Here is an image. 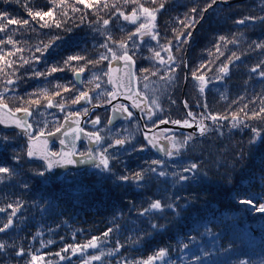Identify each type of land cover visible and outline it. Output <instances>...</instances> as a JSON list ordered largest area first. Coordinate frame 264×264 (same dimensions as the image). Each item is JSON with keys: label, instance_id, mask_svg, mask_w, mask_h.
<instances>
[{"label": "rangeland", "instance_id": "374dc122", "mask_svg": "<svg viewBox=\"0 0 264 264\" xmlns=\"http://www.w3.org/2000/svg\"><path fill=\"white\" fill-rule=\"evenodd\" d=\"M128 1L129 0H127V2ZM165 1L169 2L168 4L173 7L177 3L174 0ZM179 1L180 4L185 5V9L190 11L192 5L195 4L197 7L195 18L198 23L194 25V28L201 27L204 22L203 17L201 19V13L199 14L197 12L205 7L206 0ZM86 2L91 5V7L86 8L84 3H81L80 0H8L7 3H5L4 0H0V14L7 13L9 18L21 22L17 24H8L7 19H5L3 15H0V29H2V31H0V91L7 85L9 86L8 89H10L13 94L12 102L8 104L13 111L18 110L15 108L21 107L19 109L29 113L30 107H39L44 104H48L49 106V101H51V104L54 101H59L58 98L62 95V102L65 109L59 114V121H61L66 115L69 116L72 113L79 114V117L85 115V109H88L89 105L96 102L94 99L90 100L89 93L91 94L94 90L92 91L93 88H91L92 80H90V77L86 74L87 70L83 73H79V69H76V64L79 60L69 61L68 64L65 65L68 56L78 54L69 53L63 58L61 63L58 60H54L58 59L60 56L56 50L52 49L53 52H51V50L49 54H44L42 57L44 49L39 48L35 51L30 40H26L25 38L28 35V31L35 33L34 35L37 37V40H39L42 33L48 29L55 30V35L65 33L64 23L66 21L80 20L82 17L86 18L88 13H86L85 10H92L96 13L100 12L98 8L105 7V5L114 6L121 1L99 0L97 3V0H86ZM259 6L257 2L254 4H244L243 6L239 5L238 7L231 6V9L235 7V11L238 15L247 13L244 16L248 18L246 19L247 23L239 25L238 21L243 20L237 21L241 29H250L245 36H249V33L252 32V26H250V24L247 26V24L252 21V18L257 17L254 10H257ZM183 11L185 10L183 9ZM46 12H51L52 15L45 16L43 20L35 15V13ZM29 13H32V15ZM262 14L264 16V9ZM89 15L90 14H88V17ZM25 20L29 23L23 24L22 22ZM145 22L146 20L144 19L143 23ZM57 23L60 24V27L56 26ZM167 24H169L168 29H170L173 36L176 33L182 34V31L179 32V29L182 28L184 19L182 20L179 16L174 14ZM258 27L257 37L245 38L234 52V54H237L239 57V63L245 67L250 64V69H256L257 66L264 67V61L262 62L264 59L262 50H264V48L256 47V44H264V23H261ZM197 30L203 35V44H201L199 48L202 38L197 34L194 35L191 33V38L187 42V44H190L186 48L187 51L185 52L184 59L187 64V67L184 66V70L186 71L185 77H187L186 82L185 77H182L183 68L181 67L180 59H178H183L184 44L181 46L182 51H177V48L174 47L176 44L172 41L171 47H173L174 52H172L171 55L178 59L176 62L180 63V66L175 68V76L177 77L176 86L167 89V93L161 91L166 87L162 82V78L166 79L168 76L173 75V73L167 70L164 65L148 62L140 57L141 64L136 65L137 74L139 76L146 74L144 75L145 77H141L143 80H148L151 84L150 86L154 87V90L156 87L160 86L157 90L159 94H154V96H151L150 100L147 99L145 106H141L144 112L142 113L139 110L142 120L147 127L154 126L160 119L164 120L169 117L172 119L175 116L173 111L174 106L178 107L180 112L183 111L182 104L184 105L185 102L183 97L184 92L185 95L188 93L194 98L198 96L192 91L190 81H193L194 85L197 86L199 90L200 82L192 73L195 72L196 76L202 75L204 77L206 74L210 75L211 70H206L208 61H204L205 53L212 52L215 55H224L230 52L233 39L226 40V38H224V40L220 41L216 46H211L214 42V37L211 36L208 25L204 24L203 28ZM123 50H126L125 47H123ZM128 50L129 49H127V51ZM187 54L191 56V64L187 62ZM195 54L199 55L197 61L194 58ZM37 57H42V62H40L39 67L43 69L41 73H45V75H41L40 77H36L34 71ZM164 61L168 62L167 58H165ZM58 63H60V66ZM108 63L109 61L107 64ZM99 65L102 67V63ZM53 66L58 68L56 72L50 71ZM172 66L175 67L174 64ZM157 70H159L157 75H152V73ZM57 73L58 75H62V82L57 81L55 76ZM77 75L78 79L76 78ZM36 78L44 80V89L46 90L47 86V91L33 90V87L30 85ZM9 81L12 83L9 84ZM73 81L75 84H73ZM203 83H205V80ZM255 84L252 90L249 87V94H252V92L255 94L261 86V84L258 85V82ZM248 85L249 83L243 85L240 87V90L246 89ZM75 86H78L79 89L75 88ZM104 91L106 94L105 89ZM180 91L182 92L181 97H183L181 105L178 102ZM81 92L88 93L87 100L89 103L87 105H82L85 102L84 100L75 103L78 107L82 105L80 110L73 109V107H66L68 104H71L74 97ZM152 99L157 100L156 106L151 104L150 101ZM105 100H107V98ZM172 101L176 103L173 104ZM187 103L189 105V99ZM160 109H163V111H160ZM187 111L188 110H185V112ZM150 115L151 119H149ZM197 116L199 118H196L193 124L197 125L199 129V122L201 119H204V124L210 128V131L203 135L196 132V135L189 138L184 144H182V142L185 137L194 132L186 130L175 132L156 131L154 136L166 143V152L163 156H159L147 148L142 139V134H140V131L138 132L134 122H132L130 129L127 123L121 122L117 125L116 129L105 131L103 136L100 133V126L103 121H105V124H108V113H93L90 118L88 116L84 120L82 127L83 129H88L89 126L91 129L94 128V131L100 134L101 142L99 141L95 148H89L86 142H81L79 144L77 153H84L86 155L91 153L93 159H89L90 163L77 173H80L78 174L79 177L86 178L89 174L113 172L121 165L119 160L120 156L127 157L130 156L132 152L141 151V164L156 169L154 172L159 175V178L161 179V177H164V180L170 184L171 182H175L176 178L184 181L187 178L192 179L194 174L196 175V173L201 172L196 168L200 165L202 166L204 157L208 154L210 155L208 158L210 164L215 166L217 164L215 157L220 153L225 155L226 165L222 166L221 169L218 165L216 166V177L221 187V196L225 202L210 201L202 197L197 200L194 205L186 200L179 206H169L167 210L161 205L160 208L157 209L152 207L154 202H151L146 195L150 190L142 192V190L139 189L137 192L130 194L129 190L122 186L118 189L109 187L73 188V191H67L73 194L68 195L69 197L65 199L63 203L55 202L53 196L48 195L46 198L37 197L35 201L29 204L27 203L28 200H21L19 197L24 196L23 192H25V189L29 186L30 178H35L36 181H39V183L45 186L56 187L63 183H67L68 186L74 185L73 181L76 179L77 174L69 171L60 179H53L49 176L47 177V172L42 163L31 162L26 158L23 163L24 168L21 172L16 171L10 174L0 173V182L12 179L17 189L16 192L13 193L4 188H0V209L4 210L0 213V228L8 223L9 218L12 220L11 226L3 232H0V244L5 246L0 248V254L5 257L3 260L5 263H1L0 261V264H16L19 247L23 244H25L26 247L20 250L22 254L20 255L19 264H57L56 262L63 261L68 251V244L62 240L63 238L59 242H56L54 247L46 253L39 252L42 247L49 245V243H47L49 241V235H46V233L55 227L70 228L72 221L77 219L83 209L94 203L102 205V212L107 217L105 232H108V235L105 236V238L109 244H111L110 249H112V251L109 256L114 258L116 264H121L125 261L124 255L120 253L122 249L126 248L132 251L133 248L153 236L156 231H159V234H163L161 238L165 247L163 250L164 255L160 256L159 252L154 264H218L220 254H222L221 248H228V250H232L234 247L239 248L234 242L241 243L243 246H253L256 243L263 242L264 211H259L258 209L261 204H264V145L260 146V144H258L259 141H261V137L260 133L256 130L257 127L251 120H248L253 124L251 126H255L254 128L250 126L253 128V132H251L248 137L240 139L245 131L243 128L244 124H241L237 128H231L230 125L232 121L228 123L220 122V128H217L213 126L210 118H204V114ZM97 117L100 118L99 124L95 126L90 125L89 120H95ZM155 118H158V120L152 123ZM185 118H187L186 113L183 114L182 118L179 120L183 121ZM249 119H254V115L250 114ZM237 120L241 121L239 119ZM5 138L6 146H13L19 143V145H17L21 150L20 155L22 156L24 154L26 157L27 145L25 144L23 135H20L16 130H11L6 134ZM115 139L124 140V145L108 148L110 144H113ZM239 139L242 144L238 146L237 140ZM142 144L145 145L144 149L138 150V147ZM180 144L182 145L180 146ZM53 145L54 144L51 145L52 150L57 152L58 146L56 145V147H54ZM113 145H115V143ZM129 146L131 148H127ZM178 146H180L179 151L176 152ZM103 148H108L110 160L107 168L100 165L99 162V155ZM145 150H149L158 156L159 159L155 160L154 163L144 161L143 156H145V159L150 157L145 153ZM167 152L173 154L169 156ZM196 153L201 155V157H195ZM117 154H119V157L114 158ZM242 160L245 161L241 163L240 161ZM249 160H251L250 165L248 163ZM12 161L14 162L13 158ZM175 163L178 164V166H175ZM127 167L128 166H125V169ZM181 168H184L181 176L164 174V172L169 171L175 173L180 171ZM161 169L165 171L162 172ZM41 171L44 172L43 175L39 174ZM3 175H7L8 178H2ZM193 179L196 180L194 177ZM125 180L126 179L122 181L123 184L126 183ZM81 190L82 192H80ZM216 193L218 194V191ZM242 200L253 201L255 207L240 203L239 201ZM14 211L15 215H13ZM53 217L57 218L51 224L45 221ZM69 231L72 233V230ZM65 249H67V251H65ZM57 253H60V255L57 256ZM33 255L37 257L35 262L32 261ZM242 264H246V259L243 260ZM255 264H264V254L257 259Z\"/></svg>", "mask_w": 264, "mask_h": 264}, {"label": "trees", "instance_id": "16d2710c", "mask_svg": "<svg viewBox=\"0 0 264 264\" xmlns=\"http://www.w3.org/2000/svg\"><path fill=\"white\" fill-rule=\"evenodd\" d=\"M120 1L121 2H118L114 6L109 5L107 7L98 8V11L100 12H96L97 14L92 10H85L86 13L90 14L89 17L87 14L88 18L82 17L80 20L66 21L64 23L65 33L55 35V30L48 29L43 32L42 36H40L39 40H37V37L34 35L35 33L28 31V35L25 38L26 40H30L35 51L39 48H43L44 53L49 54L52 49L56 50L60 56L58 59H53L58 60L61 63L63 58H65L69 53L84 56L85 59L79 60L77 62L76 69L83 67L85 70H87L86 74L90 77V80H92L91 88H93L92 91L94 90L91 92V94L89 93V95L91 99H94L97 103H101L103 100H105L103 99L105 97V81L102 75H105L106 73L105 68L107 67L108 62V60H100L99 53L107 52L106 49L100 48L101 43L107 41L111 45L112 50L116 52L118 56H122L124 52L129 49L128 53L133 55V52H135V56L140 62V57L143 55L142 53L147 51V53L150 54L151 61L156 64L157 62L154 60L156 52L164 54V51L166 52L168 49L172 54V52H174L173 47H171L172 41L176 44L175 38L177 36H180L181 39H184V36H186L189 32L193 33L194 35L197 34L200 38H202L200 40V48L201 44H203V35H201L197 29L203 28L204 24H207L211 36L214 37V42L211 44V46H216L218 43H220V41H222L220 40V37L223 36L226 38V40L233 39L231 43L232 47L228 54L215 55L212 52H207L204 54V61H208L206 70H211L210 75L206 74L205 76V91L204 93L199 92L193 81H190L192 91L198 96L194 98L191 94L186 93L185 95L184 92V101H187L188 99L190 100L189 109H186L182 104L183 97H181L182 92L180 91L178 102L180 105L182 104L183 111L180 112V109L174 106L173 111L176 117L174 116L172 119H180L182 115L186 113L185 110H192L194 113L198 112L199 114H204L205 109H203L200 105L206 102L207 116L211 117L215 115L219 120V124L222 122H231L233 117L245 122L243 127L245 131L243 132V136L240 139L248 137V135L253 132L252 129L256 126V130L260 133L261 137V141H259L258 144L263 146L264 121L258 119V117L264 115V113L261 112V106L264 104V77L261 76V73L264 72V67L257 66L255 71H253V69H250V64H248L247 67L240 64V60L237 59L238 56L237 54L234 55V52L236 51L237 46H239V44L242 43L245 38L257 37V30L259 29L258 25L264 23V21H257L256 23L250 21L247 26L249 24L252 26V32L249 33V36H245L250 29H241V27H239L237 24V21L242 19L244 24L247 23L244 17L247 13L238 15L235 11V7H238L239 5L243 6L244 4L248 3L254 4L257 2L260 6L257 10H254V12L257 17H260L263 16L262 11L264 9V0H217L216 3H212V0H206L205 7L197 12L200 14L204 9H207L206 11H203V25L198 28H194L191 23L193 19L196 20V13H192L190 10L185 9V5L180 4L179 0H174L177 2L174 7L168 4L169 2L165 0H129L128 2L122 0ZM161 5H163V7H161ZM208 5H211V7ZM231 6H235L234 9H231ZM193 7L197 8L195 4L192 5V8ZM141 8H148L149 11L155 12V20L153 22L155 24V30L153 31V34H156L158 37L156 41H152L151 36L149 35H142L141 33L143 30H141V33L136 31L137 28H139V25L143 23L145 19V14L141 13ZM183 9L185 11H183ZM120 13H123V16H128L130 19L124 20ZM174 14L179 16V18L182 20L184 19V24L182 25V28L179 29V32L182 31V34L176 33L173 36L170 29H168L169 24L167 23H169L170 18L173 17ZM185 14H187V16ZM133 17L136 18L135 23L132 22ZM103 19L110 20V23L107 26L109 32L106 33L105 36H101L98 32L93 30V26L96 25L97 22L102 24ZM133 41H135V43L138 45V47L135 49L132 47ZM189 44H184L183 61L185 59V52L187 51L186 48ZM48 45H50V47H47L45 52V46ZM181 46H183V44ZM123 47H125L126 50H123ZM53 50L51 52H53ZM262 52L264 54V50H262ZM107 55L109 56V59L112 58V52H107ZM197 57L199 58V55L195 54L194 58L196 61L198 59ZM175 60L177 61L178 59L175 57ZM96 61H98V63H90ZM263 61L264 59L262 62ZM40 62H42V60L35 62L36 67L34 68V71L42 72L43 69L39 67ZM187 62L191 64V56L188 54ZM101 63L102 67L99 65ZM226 64L228 65L227 75L219 71V69ZM58 65L60 66V63H58ZM181 67L183 68L182 77L184 78L186 71L184 70L183 62H181ZM55 76L58 82L63 81L61 74L58 75L57 73ZM140 80L148 81L143 80L142 77H140ZM43 82V79L41 80L36 78L31 82L30 86L33 87V90L47 91L48 88L46 86V90L44 89L45 82ZM256 82H258V85L261 84V86L255 94L253 92L252 94H249V87L252 90V87H255ZM248 83L249 85L246 87V89L240 90V87ZM73 84H75L74 81ZM97 85H99V87H97ZM8 87L9 86L7 85L3 90L0 91V102L6 103L9 106L8 103L12 102L13 93L10 89H8ZM75 88L79 89L78 86H75ZM158 88H160V86L156 87V89ZM155 93L156 92L147 94V99L150 100L151 96H154ZM79 95L80 94L76 95L74 100ZM58 100L59 101H54L51 107H49L48 104L34 108L30 107V115L28 116V120L32 125V135L53 131L58 128L60 122L62 121V119L59 121V114L65 109L62 102L63 96L60 95ZM81 106L78 107V105H73L71 103L66 107H73V109L80 110ZM19 108L21 107H17L15 109ZM250 114L254 115V119H249ZM156 120H158V118H155L153 121ZM248 120H251L255 126H251L253 124H251V122ZM134 124L139 132V123L134 121ZM128 125L130 129L132 123ZM102 128L103 130H101L100 133L103 136L105 131L116 129V127L109 129L104 121ZM5 130L6 129L0 128V167H9V174L16 171L21 172V170L24 168L23 163L26 157L24 154L22 156L20 155L21 150L18 148L19 143H17L18 145L15 144L13 146H6L5 137L10 130ZM240 139L237 140L238 146L242 144ZM53 146L56 147V145ZM127 148L131 147L129 146ZM145 153L150 156L146 159L145 156H143V159L146 162L154 163L155 160L159 159L158 156L149 150H145ZM140 155L141 151L132 152L130 156L127 157L120 156V167L110 173L100 172L99 174H89L86 176V178H82L78 176L80 173L72 171V173L77 174L76 179L73 181L74 185L67 186V183H63L60 186L50 187L42 185L39 183V181H36L35 178H30V184L25 189V192H23L24 196L19 198L21 200H28L27 203L31 204L37 197L46 198L48 195H52L55 202L63 203L65 199L69 197L68 195L73 194L72 192H67L73 191V188L84 189L109 187L118 189L123 186L129 190L130 194L137 192L139 189L142 190V192L150 190V192L146 194L150 201L154 203L158 202L162 207H164L165 210H167L171 205L179 206L186 200L189 201L190 204L194 205L195 202L202 197H205L210 201L225 202L221 196V187L216 177V166L218 165L221 169L222 166L226 165L224 154H217L215 157L217 164L215 166H212L208 160L210 155H206V159L204 157L202 166L200 165L196 168L201 172L193 175L196 180H194L193 177L192 179L187 178L184 181L176 178L175 182L170 183L173 187H171L170 184L164 180V177H161V179L159 178V175L154 172L156 169H152L147 165H142V162L140 161ZM197 156L201 157V155L196 153L195 157ZM16 157H18V159ZM116 157H119V154L114 156V158ZM12 158L14 162L12 161ZM244 161L245 160H242L240 162L243 163ZM248 163L250 165L251 160H249ZM125 166L128 167L125 169ZM175 166H178V164ZM161 170L162 172L165 171L164 169ZM183 171L184 168H181L180 171L175 173L169 171L164 172V174H175L181 176ZM2 178H8V176L3 175ZM124 179H126V183L123 184L122 181ZM0 188H4L5 190L11 191L13 193L17 190L12 179H7L5 182H0ZM215 190L218 191V194ZM80 192H82V190ZM56 218L57 217H53L52 219L45 221L50 222L51 224ZM106 218V215L102 212V205L94 203L91 206L85 207L81 214L78 215L77 219L72 221L70 228L55 227L50 229L46 235H49V241H52V243L42 247L39 252L46 253L48 250L54 247L56 242H59L63 238L62 240L68 244V251L66 256L63 258V261L61 260L62 262H56L57 264H86V262L87 264H116L114 258L109 256L112 251V249H110L111 244H109V242L106 240L104 234L106 229ZM69 230H72V233H70ZM158 232L159 231H156L153 236H151L153 238L149 237L143 243L133 248L132 251L126 248L122 249L120 253L124 255L125 261L121 264H145V262H147V264H154L157 254L163 251L165 247V244L162 242L163 240L161 238L163 234H159ZM89 242H94L96 246L84 247L85 245H88ZM234 244L239 248L234 247L232 250H228V248L220 249L222 254H220L218 264H242L244 259H246V264H255L257 259L262 257V254H264V241L258 244L256 243L253 246H243L241 243L235 242ZM24 247H26L25 244L21 245L19 247V252ZM73 247L77 248L78 251L74 253L72 251ZM93 256H99L100 259L94 260L92 259ZM149 257H152L150 261L148 260ZM0 258L1 263H5L3 261L5 257L2 254H0ZM19 261L20 255H18L16 264H19Z\"/></svg>", "mask_w": 264, "mask_h": 264}, {"label": "snow or ice", "instance_id": "6c2138e0", "mask_svg": "<svg viewBox=\"0 0 264 264\" xmlns=\"http://www.w3.org/2000/svg\"><path fill=\"white\" fill-rule=\"evenodd\" d=\"M5 3L8 2V0H4ZM81 3H84L85 7H91V5H89L86 0H80ZM99 2V0H97V3ZM127 2V0H126ZM217 0H212V3H216ZM209 7H211V5H208ZM105 7H107V5H105ZM161 7H163V5H161ZM207 9H204L203 11H206ZM192 13H195L197 11V8L193 7L191 9ZM203 11L201 12V19L203 17ZM141 13L142 14H145V20L146 22L145 23H141L139 25V28H137V32L138 33H141V30H143V32L141 33L142 35H149L151 36V40L152 41H156L157 40V35L156 34H153V31L155 30V24L153 23L154 20H155V12H152V11H149L148 8H141ZM30 15H32V13H29ZM0 15H3L5 19H7V23L8 24H17V23H21L20 21H17V20H13L11 18L8 17V14L7 13H2ZM36 16H39L41 20L44 19L45 16H51L52 13L51 12H46V13H35ZM121 16H123V13H120ZM187 16V14H185ZM124 20H129L130 18L128 16H123ZM135 17L132 18V22L135 23ZM245 19H248V18H245ZM257 21H264V16H260V17H255V18H252V22L253 23H256ZM23 24H28L29 22L27 20L23 21L22 22ZM110 23V20L109 19H103L102 20V24H100L99 22L96 23V25L93 26V30L98 32L101 36H105L106 33L109 32V29H108V25ZM192 25L194 26L196 23H198V21H196L195 19H193L191 21ZM238 23H244V21H238ZM42 26H48V25H42ZM57 27H60V24L57 23L56 24ZM187 26V25H185ZM0 31H2V29H0ZM191 38V32L187 33V35L184 37V39H181L180 36H177L175 39H176V48H177V51H182V48H181V45L182 44H186ZM220 40H224V37L221 36L220 37ZM11 42V41H9ZM171 43V42H170ZM255 43V42H254ZM47 47H50V45L48 46H45V49H47ZM132 47L133 49L137 48L138 45L135 43V41L132 42ZM256 47L258 48H264V44H256ZM100 48H103V49H106L107 52H112V58L111 60L109 59V56L107 55V52H100L99 53V57H100V60H108L109 61V71H111V63H112V60H116V59H119V60H123L124 61V66L126 68H128V77H129V81H131V79L133 78L134 76V72H135V64H134V60H133V56L132 55H129L128 54V51L126 50L124 52V54L122 56H118L116 52H114L112 50V47L111 45L105 41L104 43H101L100 44ZM45 53H42V57ZM222 54V53H221ZM133 55H135V52H133ZM235 55V54H234ZM156 56L159 57L160 56V53L159 52H156ZM42 57H37L36 60L37 62H39ZM85 59L84 56H80V55H72V56H68L67 57V60L65 61V65L68 64L69 61H73V60H83ZM181 60V62L184 63V66L187 67V64H186V61H183L182 58H178ZM237 59H239V57H237ZM168 62H171V63H168ZM168 62L164 61L163 59L160 60V64L161 65H164L165 68L169 71H171L173 73V75L171 76H168L166 79L165 78H162V82L166 85L165 89H162L161 91L163 93H167V89L169 88H173L176 86V82H177V77L175 76V68H178L180 66V63H177L176 60L173 58L172 55H169L168 56ZM90 63H98V61L96 62H90ZM175 65V67H173L172 65ZM58 70V68L56 66H53L51 68V72H56ZM60 70H63V69H60ZM85 71V69L82 67V68H79L78 72L79 73H83ZM143 71H147V70H143ZM159 70H157L156 72H153L152 75H157ZM220 72L224 73L225 75H227L228 73V65H224L223 67H221L219 69ZM253 71H255V69H253ZM41 75H45V73H41L40 71H35V76L36 77H40ZM192 75L194 77H196V79L200 82V88H199V91L201 93H204L205 91V87H204V80H205V77L204 76H196V73L193 72ZM261 76L264 77V72L261 73ZM187 81V77H185V82ZM111 83V80L109 81ZM12 82L9 81V84H11ZM97 87H99V85H97ZM116 87H127V85L123 84V83H117ZM65 90H68V89H65ZM128 92L130 94H132L131 96H129V98L132 99V108L134 109H140V111L143 113L144 112V109L141 108V103L142 101L137 99V98H134L136 96H138V94H134L132 93V89L129 87L128 88ZM117 93H114V92H108L106 93V95L108 96H111L113 99L115 98V95ZM120 95H125L124 93H119ZM88 98V93L87 92H81L80 95L72 101L73 104L75 103H78L80 102L81 100H87ZM151 104H153L154 106L157 105V100L155 99H152L151 101ZM172 103L174 104L175 101H172ZM52 104H51V101H49V107H51ZM184 106L186 109H189V105L187 103V101L184 102ZM203 109H205V112H204V118H210L212 123H213V126L214 127H217V128H220L219 127V120L218 118L213 115L211 117H208L207 116V104L206 102L203 103L202 105H200ZM119 112L121 115H125V118L126 119H132L133 118V113L131 111H128V109L124 106V105H116L114 106L113 108V112ZM160 111H163V109H160ZM261 112L264 113V104H262L261 106ZM88 113V109H85V115H87ZM30 115L29 113L25 112V116L24 117H21L20 118V123L17 124V127H20L21 124H23V132L22 134L29 137V139L31 138V128H32V125L27 123V116ZM255 115V113H254ZM186 116L187 118H185L183 121L179 120V119H171V117H169L168 119H164V120H160L159 123L160 124H172L174 126H183V127H187V128H191L193 126V122H195V119H196V116L197 114L193 113V111L191 110H188L186 112ZM114 119V117L110 118V122L111 120ZM149 119H151V115L149 116ZM258 119L264 121V115H261L258 117ZM100 122V118L97 117L95 120H92L91 123L93 126L99 124ZM4 123L3 121H0V124ZM153 123H155V121H153ZM200 127H199V134L200 135H203L204 133L210 131V128L207 127L205 124H204V119H201L200 122ZM241 124H245V122L243 121H238L235 117L232 118V123L230 125L231 128H237L239 127ZM59 131V129H57V132ZM50 136L53 135L52 133L49 134ZM67 134H65L66 136ZM196 133H191V134H188L185 139L183 140L182 144L186 143V141L191 138L192 136H195ZM86 139L88 140H92L93 142L95 143H99V141L101 140V137L99 135H97L96 133H92V134H88L85 136ZM77 139H79V137H77ZM145 141H146V145H150L152 147H156L155 144H153L152 140L145 136ZM59 143L61 145H64L66 143V139L64 137H61L59 139ZM125 143L124 140H121V139H116L115 141V145H109L108 148H111V147H115V146H123ZM180 144V146L182 145ZM177 147L176 149V152L179 151V147ZM145 147V145H141L138 147V150H143ZM108 148H103L102 149V152L101 154L99 155V162H100V165H103L105 168L108 167L109 165V156H108ZM169 156H171L173 153L171 152H167ZM82 156L85 155L84 153L81 154ZM27 156L28 158H33V157H37V152L35 150H33V148L31 146H29L28 148V151H27ZM75 154L74 153H68V154H63V153H50V152H45V154L43 156H40L38 157L39 159H42L44 161V164L46 165V169L47 170H52L54 168H57V167H64L65 165H72L74 163H77V160L74 158ZM87 157L88 159H93L91 153H88L87 154ZM18 159V157H16ZM80 164H85L87 161L85 159H80L78 161ZM186 171V170H185ZM10 172V169L8 167H0V173H9ZM39 174L43 175L44 172L41 171ZM138 178V177H137ZM240 203H245V204H249L253 207H255L253 201H249V200H242V201H239ZM153 208H160V204L157 202V203H154L152 205ZM259 211H264V204H261L259 209ZM0 211H3V209H0ZM13 215H15V211L13 212ZM12 224V220L11 218H9L8 220V223L4 224V226L2 228H0V232H3L5 229H7L8 227H10ZM108 235V232H105V236ZM47 243H52V241H48ZM95 243L94 242H89L88 245H85L84 247H95ZM5 247L3 244H0V248H3ZM65 251H67V249H65ZM72 251L75 253L76 251H78L77 248L73 247L72 248ZM22 252H18L17 255H21ZM57 256L60 255V253H57L56 254ZM160 256H163L164 255V252L161 251L159 253ZM63 258V257H62ZM92 259L94 260H99L100 257L99 256H93ZM152 259V257H149L148 260L150 261ZM37 260V257L35 255L32 256V261L35 262ZM87 264V262H86ZM145 264H147V262H145Z\"/></svg>", "mask_w": 264, "mask_h": 264}, {"label": "water", "instance_id": "95a60500", "mask_svg": "<svg viewBox=\"0 0 264 264\" xmlns=\"http://www.w3.org/2000/svg\"><path fill=\"white\" fill-rule=\"evenodd\" d=\"M243 23H239V25H242ZM130 55V54H129ZM134 60V59H133ZM135 64V61H134ZM108 66V74H107V86L111 89V92L117 93L115 95V98L113 99L111 96L110 100L106 104L101 105H92L88 109L87 115H83L79 117L78 114H70L69 116H66L61 124L53 131L44 132V133H38L35 135L33 134L32 128H31V138L25 136L22 134L23 132V124H21L20 127H17V124L20 123V118L25 116V112L22 109H18L13 111L6 103L0 102V121H3L4 123L0 124V128L6 129V130H16L20 133V135H23L24 141L27 145L26 149V158L28 161L31 162H40L43 164L47 175L50 178L53 179H60L65 173L69 171H81L83 170L89 163L90 160L88 159L87 155H81V153H77L78 146L81 142H86V145L89 148H95L98 143L93 142L92 140H88L85 138L86 135L92 134V132H89L85 129H83L82 125L84 123V120L94 111L99 110L105 107H110L111 112L108 119V125L116 124L117 122L124 121L126 118L125 115H121L118 111L113 112L115 104H121L127 107L129 111H131L135 117L137 118L139 125H140V133L142 134V139L144 143L145 136L149 137L153 144L156 145V147H152L150 145H146L147 148L152 150L154 153H156L159 156H163V154L166 152V143L154 136V133L156 131L162 130L165 132H175L179 130H186L191 132H199V129L197 125L193 124L191 128L183 127V126H174L172 124H160L159 122L156 123L152 127H147L142 120V117L140 115V109H134L132 108V99L129 98L132 94L128 92V88L130 87L132 89V93L138 94V96L134 97L142 101L141 106L146 105L147 98L139 93L138 91V84H137V78L134 72V76L129 81V77L127 75L128 68L124 66L123 60H113L111 63V71H109ZM78 79V75L76 77ZM111 80V83L109 82ZM117 83H123L127 85V87H116ZM119 93H124L125 95H120ZM28 113V112H27ZM29 116V115H28ZM27 116V123H29ZM114 117V119L111 120L110 118ZM30 124V123H29ZM57 129L59 131L57 132ZM52 133L53 135H49ZM65 134H67L65 136ZM61 137H64L66 139V143L64 145H61L59 143V139ZM79 137V139H77ZM57 145L58 150L57 152H54L51 149V145ZM29 146L33 148L37 152V157L28 158L27 151ZM50 153H74V158L77 160V163H74L72 165H65L64 167L60 168H54L52 170H47L46 165L44 164V161L42 159H39L38 157L43 156L45 152ZM80 159H85L87 162L85 164H80L78 161ZM3 212V211H0Z\"/></svg>", "mask_w": 264, "mask_h": 264}, {"label": "flooded vegetation", "instance_id": "af4514ba", "mask_svg": "<svg viewBox=\"0 0 264 264\" xmlns=\"http://www.w3.org/2000/svg\"><path fill=\"white\" fill-rule=\"evenodd\" d=\"M160 53V52H159ZM129 54V53H128ZM143 55H141V58L142 59H145V61H148V62H152L151 61V59H150V54L149 53H147V51H145V52H143L142 53ZM131 55V54H130ZM169 55H171V52H170V50H166V52L164 51V54H161L160 53V56L159 57H157V56H155V61L158 63V64H160V60L161 59H165V58H167V60H168V56ZM133 56V59L135 60V75H136V78H137V84H138V91H139V93L140 94H142L143 96H145V97H147V94H152L153 92H156L155 94H159V92H157V90L158 89H155L154 90V87H152V86H150L151 84L148 82V81H141L140 80V77L142 76H144V75H146V74H142L141 76H139L138 74H137V70H136V65L138 64V62H139V64H141V62L140 61H138V58L135 56V55H132ZM140 58V59H141ZM174 59H175V57H173ZM161 65V64H160ZM108 66H109V63L107 64V67L105 68L106 69V73H105V75H102L103 76V78H104V84H105V90H106V93H108V92H111V89L107 86V74H108ZM82 76H83V74H82ZM143 82H145V83H143ZM98 92V91H97ZM106 94H104V96H105ZM107 96V97H106ZM105 97H104V99H106L107 98V100H103V102H101V103H97V102H95V103H93V104H91V105H89V107L90 106H92V105H101V104H103V103H106V102H108L109 100H110V96H108V95H106ZM90 100H91V97H90ZM85 102L82 104V105H87L88 103H89V101L88 100H84ZM89 107H88V109H89ZM127 108V107H126ZM129 111V110H128ZM97 112H101V113H105V114H107L108 113V117H107V119H109V116H110V112H111V109H110V107H105V108H102V109H99V110H94L90 115H89V118L91 117V115L93 114V113H97ZM148 112H150V111H148ZM74 114H77V113H74ZM195 114H197V115H200L198 112L197 113H195ZM79 115V114H78ZM137 120V118L135 117V115L133 114V118L132 119H127V120H125V121H120V122H117L116 124H114V125H108L107 123H106V126L109 128V129H112V128H114V127H117V125L119 124V123H127V124H131L132 122H136V123H139L138 122V120L136 121L135 119ZM182 118V117H181ZM196 118H199L198 116H196ZM91 121L92 120H89V123H90V125H92V123H91ZM105 122V121H104ZM85 125V124H84ZM102 125H103V122L101 123V129H100V131L101 130H103V128H102ZM132 126V125H131ZM86 129V128H85ZM87 131H90V132H93V133H96L97 135H99L100 136V134L99 133H97V132H95L94 131V128H90V126H89V128L88 129H86ZM139 131H140V125H139ZM141 134V133H140ZM142 136V135H141ZM101 137V136H100ZM115 141H116V139L113 141V144L115 143ZM100 142H101V140H100ZM112 144V145H113ZM112 148V147H111Z\"/></svg>", "mask_w": 264, "mask_h": 264}]
</instances>
